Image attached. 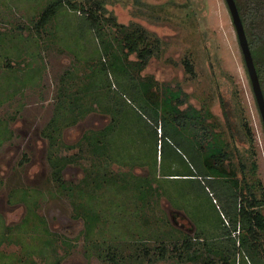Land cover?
Returning a JSON list of instances; mask_svg holds the SVG:
<instances>
[{"label":"rangeland","instance_id":"1","mask_svg":"<svg viewBox=\"0 0 264 264\" xmlns=\"http://www.w3.org/2000/svg\"><path fill=\"white\" fill-rule=\"evenodd\" d=\"M52 1L0 0V264H109L111 251L120 264H198L176 257L175 245L192 239L201 247L198 238L231 245L233 188L204 172L202 145L190 129L154 112L128 72H107L101 41L117 49L115 20L145 28L160 50L142 74L182 88L187 104L211 109L209 127L215 124L226 141L220 94L232 100L253 136L233 154L237 178L243 185L241 159L248 168L254 161L252 179L264 192V123L227 1L102 0L101 40L86 12L69 4L37 27ZM80 2L88 12L94 5ZM73 91L86 94L84 107H92L76 117ZM111 116L108 150L94 154L85 135L105 128ZM51 155L64 163L63 185L52 180ZM134 177L152 178L158 193L150 189L141 198ZM231 248L239 264L244 252Z\"/></svg>","mask_w":264,"mask_h":264},{"label":"trees","instance_id":"2","mask_svg":"<svg viewBox=\"0 0 264 264\" xmlns=\"http://www.w3.org/2000/svg\"><path fill=\"white\" fill-rule=\"evenodd\" d=\"M242 18L248 42L260 78V83L264 93V0H235ZM66 4L74 9H82L86 12L85 20L90 24V28L96 30L97 38L103 42V52L108 56L111 64L106 65L109 73H125L130 75V79L136 82L135 87L141 91L144 101L154 111L162 110L168 116H173V120L183 128H188L202 145L204 172L221 176L222 184H228L233 188V193L227 198L228 215L232 219V229L226 230L229 235L231 245L235 249L244 252L239 264L252 262L253 264H264V192L260 190L254 177L255 162L252 161L250 168L246 160L240 161L244 184L240 185L237 178V170L233 163V154L238 150L239 144H249L253 140L252 129L247 120H238V114L234 109L233 102L225 94H220V103L225 117L227 131L230 141H226L221 136V131L215 124L209 127V119L213 116L211 109L206 106L195 107L187 104L189 94L182 88L173 89L169 86L163 87L152 74L143 75L142 72L148 65L150 59L158 54L159 40L155 44H149L146 40L147 31L141 26H134L130 29L127 25L114 21L121 30L122 37L117 38L114 49L112 42L103 40L99 18L106 12L105 3L102 0H93V6L86 10L80 0H53L42 11L37 27L44 28ZM102 13V14H101ZM104 16V15H103ZM105 17V16H104ZM146 43L144 46L141 44ZM136 58H131V55ZM186 70L194 75L195 69L189 57L183 60ZM71 98L69 109L73 117L83 115L87 109L92 108L87 105L84 107V96L86 94L73 91L68 93ZM79 100H83L82 103ZM258 104V103H257ZM186 105V106H185ZM185 106V107H184ZM165 118H167L165 116ZM116 125L115 116H111V122L103 129L91 131L85 135L88 141V148L94 154H105L108 150L107 135L111 133ZM159 125V124H158ZM160 127V126H159ZM157 127V134L158 129ZM200 127L203 133L197 132ZM160 136L164 131L160 127ZM58 135V134H57ZM200 135V137H199ZM210 135V137H208ZM159 136V135H158ZM51 140L56 138V133H49ZM204 138V140H203ZM233 147V149H231ZM59 158V157H58ZM65 162L71 161L68 157H61ZM57 159V158H56ZM50 156L52 165V175L54 180L63 185L62 176L63 164ZM207 174V175H210ZM134 187L141 188V198L151 192L150 189L158 193L150 177H134ZM73 193L72 191H70ZM91 219V218H90ZM237 232L238 237L232 238L231 233ZM201 247H194L192 239H186L182 245L176 244L174 249H178L176 257L179 259L193 261L198 264H237V253L224 243L220 244L215 240L198 238ZM237 242L239 246L236 247ZM160 255L165 257L166 247H160ZM109 264H120L116 252H109Z\"/></svg>","mask_w":264,"mask_h":264},{"label":"water","instance_id":"3","mask_svg":"<svg viewBox=\"0 0 264 264\" xmlns=\"http://www.w3.org/2000/svg\"><path fill=\"white\" fill-rule=\"evenodd\" d=\"M226 1L229 6V9H230V12L233 18V22L235 24V27L238 33L239 42L242 48L247 70H248V73H249V76L252 82L253 90H254L256 100L258 103V107H259V110H260V113L263 119V123H264V93L262 90V86L260 83V78L257 72L254 58L251 52V48L248 42L245 27H244L242 18L240 16L236 1L235 0H226Z\"/></svg>","mask_w":264,"mask_h":264},{"label":"flooded vegetation","instance_id":"4","mask_svg":"<svg viewBox=\"0 0 264 264\" xmlns=\"http://www.w3.org/2000/svg\"><path fill=\"white\" fill-rule=\"evenodd\" d=\"M50 166L52 167L51 164H50ZM62 171H63V169H62ZM62 176H63V175H62ZM51 177H52V180L55 181L54 178H53V175H51ZM55 183H57V182L55 181Z\"/></svg>","mask_w":264,"mask_h":264}]
</instances>
